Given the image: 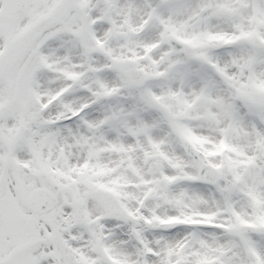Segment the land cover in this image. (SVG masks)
I'll use <instances>...</instances> for the list:
<instances>
[{
  "label": "snow or ice",
  "instance_id": "6c2138e0",
  "mask_svg": "<svg viewBox=\"0 0 264 264\" xmlns=\"http://www.w3.org/2000/svg\"><path fill=\"white\" fill-rule=\"evenodd\" d=\"M0 264H264V0H0Z\"/></svg>",
  "mask_w": 264,
  "mask_h": 264
}]
</instances>
